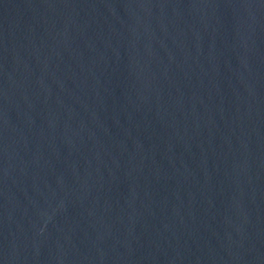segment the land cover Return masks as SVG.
Segmentation results:
<instances>
[{"label":"water","instance_id":"water-1","mask_svg":"<svg viewBox=\"0 0 264 264\" xmlns=\"http://www.w3.org/2000/svg\"><path fill=\"white\" fill-rule=\"evenodd\" d=\"M0 264H264V0H0Z\"/></svg>","mask_w":264,"mask_h":264}]
</instances>
